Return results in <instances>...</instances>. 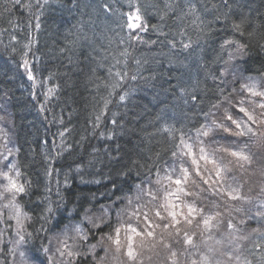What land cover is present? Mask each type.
<instances>
[{"label":"trees","instance_id":"obj_1","mask_svg":"<svg viewBox=\"0 0 264 264\" xmlns=\"http://www.w3.org/2000/svg\"><path fill=\"white\" fill-rule=\"evenodd\" d=\"M5 1L13 8L18 7L13 5L14 0ZM23 1L26 5L30 2ZM102 2L79 0L77 5L72 0L68 9L53 11L61 31L69 39L66 43L59 31L51 29L53 20L49 22L51 17L46 11L37 20L34 11L26 6L23 26L17 25L14 18L15 25L23 27L37 42L33 55L39 64V86L47 80L50 91L46 102L41 98L35 101L26 73L17 69V64L22 63L20 58L7 54L0 60V99L5 97L10 102L16 163L24 179L32 181L30 192L37 190L33 201L25 202L24 196L19 201L25 211L32 204L42 210L49 204L55 208L59 203H67L70 210L80 198L94 193L96 214L101 204H110L117 196L125 195V192L117 194L112 188V180L119 183L118 169L124 165L131 168L130 186L137 179V171L141 176L147 174L148 167L158 159L157 153L162 160L169 159L170 152L166 153L165 149L172 136L179 138L180 130L188 132L193 125L199 127L203 123L200 108L207 111L210 103L216 101L215 84L208 73L223 67L217 61V51L224 39H241L249 44L246 65L249 71L244 75L254 77L258 70L264 71V51L257 47L258 42L264 43V0H235L228 16L221 15L219 19L211 12H203L201 6L211 9L213 3L219 5L223 0H192L207 25L203 32L191 23V18L181 21L175 19L172 11L164 13L148 8L142 20L148 30L138 34L147 43L132 41V47H128L129 31L118 27L121 13L129 10L128 0H106L112 7L108 13L97 8ZM31 3L35 4L36 0ZM139 3L156 4L162 10L165 0H139ZM241 17L246 29L243 38L232 30L234 23H241ZM37 23L39 29L35 27ZM247 32H254L253 37L248 38ZM189 43L195 50L191 53L183 48ZM119 72L128 75L121 79L115 75ZM106 78L121 82L111 88ZM53 85L59 88L60 97L50 109ZM192 95L200 100L193 101ZM121 96L125 99L121 100ZM132 161H137V165L133 166ZM152 171L154 177L155 168ZM252 179L255 182L256 177ZM250 186L246 185L245 190ZM109 190L115 192L111 199L101 195ZM63 215L67 216V212ZM33 225L28 231H34Z\"/></svg>","mask_w":264,"mask_h":264},{"label":"snow or ice","instance_id":"obj_2","mask_svg":"<svg viewBox=\"0 0 264 264\" xmlns=\"http://www.w3.org/2000/svg\"><path fill=\"white\" fill-rule=\"evenodd\" d=\"M14 2L19 6L23 0ZM75 2L79 4V0ZM234 4L235 0H223L219 5L213 3L211 9L207 5L201 7L219 19L221 15L227 17ZM48 6L49 0H36L35 4L30 0L27 5L35 9L37 20ZM97 8L105 13L112 11L106 0ZM148 8L172 11L175 19L181 21L191 18L201 32L207 27L192 0H165L162 10L156 4L128 0L129 10L121 13L118 22L122 31L126 28L130 32L128 47L133 46L132 41L147 43L138 33L148 30L142 22ZM243 20L241 17V23L232 25L233 32L241 38L246 33ZM35 27L39 29L40 24ZM253 35L254 32H247L248 38ZM257 47L264 51V43L258 42ZM183 48L190 53L195 51L191 43ZM248 50L249 44L241 39L227 38L219 44L217 61L222 62L223 68L208 73L217 98L207 111L200 108L204 122L199 127L193 125L188 132L180 130L179 138L173 135L165 149L170 158L162 160L157 153L158 159L148 167L147 174L141 176L137 171V179L130 186L131 168L124 165L118 169L119 183L112 180V188L125 195L117 196L110 204H101L98 216L93 215V193L80 198L70 210L67 203L55 208L49 204L40 212V228L28 231L36 222L30 214L33 210L25 211L19 201L29 194L32 181L24 179L15 154L8 147L9 139L0 152V243L12 245L5 255L15 257L18 253L31 264H264V71L258 70L254 77L244 75L249 71ZM17 69L27 74L28 81H34L26 60L18 63ZM115 75L124 79L128 74ZM191 98L200 100L196 95ZM107 104L105 100L104 106ZM131 163L137 165V161ZM258 163L261 166L255 168ZM153 168L155 180L151 179ZM246 185H252L247 192ZM253 192L255 196L249 194ZM101 195L111 199L115 192L109 190ZM118 203L124 206L117 207ZM252 221L258 227L249 232ZM254 234L259 242L251 240ZM37 240L47 243L37 245ZM69 240L73 243L69 244ZM4 264L16 262L5 260Z\"/></svg>","mask_w":264,"mask_h":264},{"label":"bare ground","instance_id":"obj_3","mask_svg":"<svg viewBox=\"0 0 264 264\" xmlns=\"http://www.w3.org/2000/svg\"><path fill=\"white\" fill-rule=\"evenodd\" d=\"M8 4L9 3L6 1L4 2V0L0 1V60L1 59L3 60L8 54L10 56L19 57L20 61L22 63L25 60L30 61V68H31V64H32L33 75L35 77L33 82H36L39 84V82L41 81L37 75V71L39 69V64H36V60L34 59V55H33V53L37 49V42L35 43V41H33L30 38V36L26 32V30H24L23 27L18 28L14 23V18H17V23H16L17 25L23 26L25 24L26 13H25L24 9L27 5H26L25 1H23L22 4H20L17 8H13L11 5H8ZM13 5L17 6L15 4V2H13ZM65 8L66 9L69 8V0H49V6L46 9H44V11L48 12L50 17H51L49 22H51L53 20V22L50 24L51 29L54 31L60 32V37L64 43L68 42L69 39L63 33V31H61V27L58 25V20L53 15V11L54 12H60L61 10H64ZM32 10L35 11V9H32ZM17 31L20 32L18 35H16ZM13 36L16 37L15 40H13V38H12ZM2 57H4V58H2ZM219 64H221V66L223 65L222 62H219ZM215 65H218V64H216V62H215ZM106 81L111 82V84H112L111 88H113V85L117 84L116 81H114L112 79L109 80V78H106ZM43 82H44L43 84L46 83L47 85H49L47 80H44ZM120 82L121 81H119V84H120ZM118 85H115V86H118ZM52 90H54V91L52 92L53 93L52 97L49 99L50 100V103H49L50 109L54 108L57 105L58 97H60L59 96V88L57 89L53 85ZM112 90H110L108 93H110ZM107 91H108V88L105 92L106 94H107ZM7 103H8V105L10 104V102H7ZM161 117H162V113L159 109L158 118H161ZM9 120L10 121L12 120L11 115L9 117ZM47 173H48V171H47ZM30 190L31 189H29V194L24 196L25 202L27 199L33 201L34 198H36V196L33 194H35L37 192V190L35 188L32 190V192H30ZM116 193L120 195L123 192L116 191ZM28 208L30 210H33L32 214H33L34 220L38 219L41 210L35 209L33 204L29 205ZM41 223H42V221L37 222L35 225H33L32 228L34 230L38 229V227L40 226ZM39 241L40 240H37L35 243H37ZM41 242L45 243L46 240L41 241Z\"/></svg>","mask_w":264,"mask_h":264},{"label":"rangeland","instance_id":"obj_4","mask_svg":"<svg viewBox=\"0 0 264 264\" xmlns=\"http://www.w3.org/2000/svg\"><path fill=\"white\" fill-rule=\"evenodd\" d=\"M129 34H130V32H129ZM27 62H28V66L30 67V61H27ZM26 77H27V74H26ZM227 79L230 81L231 75H229L227 77ZM28 85H30V88H29L31 91L30 94L33 98H35V101L37 100V102H38L37 98H41L44 102H46V100L50 97V91L48 90L46 85L39 86L38 83L33 82V81H28ZM237 87H239V85H237ZM237 99H239V98H237ZM222 112H223V109H220V114H222ZM0 117H3V119H0V152L4 151V145L6 143H8V140L10 139L11 143H8V147L13 150V153L15 154V160H16L13 135H12V131H11L12 126H11V121L9 120V117H10L9 105H8L5 97H2L0 99ZM203 122H204V119H203ZM192 135H195V133ZM255 166L260 167L261 165L258 163ZM155 176H156L155 178H151V179L155 180L157 178V175H155ZM51 180H53V178H51ZM247 190H245V192H247ZM55 191L56 190H52L50 192H55ZM249 194L255 196L254 192L249 193ZM52 197L55 198L56 196H54L52 193ZM125 203H126V201H125ZM123 206H124L123 204H120V203L117 204V207H123ZM95 213L96 214L93 213L94 216H98L100 214L99 211H96ZM112 220H113V223L116 220V210L115 209H113V211H112ZM96 222L99 223V220H97ZM0 227H3V226L0 225ZM257 227L258 226H257L256 222L252 221L249 225L248 231L250 232L253 228H257ZM107 230L108 229H105V231H107ZM72 235H74V233ZM256 238H258V237L254 234L251 237V240L254 242V239H256ZM5 239L7 240L8 238L6 237ZM53 243H55V242L53 241ZM68 243L72 244L73 241L69 240ZM11 247H12L11 244H7V247H6L4 243H0V264H4L5 260H7L9 262L15 260L16 264H31V261L22 260L19 257L18 253L15 257L11 254L5 255V253L7 252V248H11ZM248 247L249 248L251 247L250 243H248ZM250 259H251V257H250Z\"/></svg>","mask_w":264,"mask_h":264}]
</instances>
